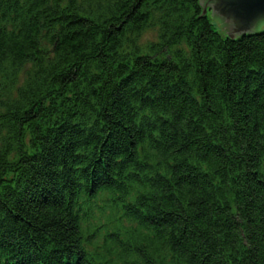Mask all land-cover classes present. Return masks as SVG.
<instances>
[{"label": "trees", "instance_id": "trees-1", "mask_svg": "<svg viewBox=\"0 0 264 264\" xmlns=\"http://www.w3.org/2000/svg\"><path fill=\"white\" fill-rule=\"evenodd\" d=\"M222 31L199 0H0V264H264V26Z\"/></svg>", "mask_w": 264, "mask_h": 264}, {"label": "water", "instance_id": "water-1", "mask_svg": "<svg viewBox=\"0 0 264 264\" xmlns=\"http://www.w3.org/2000/svg\"><path fill=\"white\" fill-rule=\"evenodd\" d=\"M199 5L217 31L223 28L232 39L264 26V0H199Z\"/></svg>", "mask_w": 264, "mask_h": 264}, {"label": "rangeland", "instance_id": "rangeland-1", "mask_svg": "<svg viewBox=\"0 0 264 264\" xmlns=\"http://www.w3.org/2000/svg\"><path fill=\"white\" fill-rule=\"evenodd\" d=\"M156 33H157V31H155V30H151V31L146 32L142 36V39L140 40L139 46H143V45L151 42L153 39H155Z\"/></svg>", "mask_w": 264, "mask_h": 264}]
</instances>
